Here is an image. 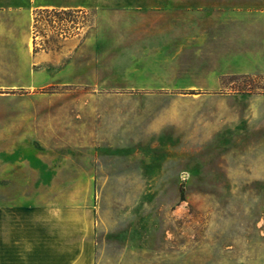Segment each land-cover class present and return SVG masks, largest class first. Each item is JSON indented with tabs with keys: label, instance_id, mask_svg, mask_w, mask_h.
I'll return each mask as SVG.
<instances>
[{
	"label": "crops",
	"instance_id": "obj_1",
	"mask_svg": "<svg viewBox=\"0 0 264 264\" xmlns=\"http://www.w3.org/2000/svg\"><path fill=\"white\" fill-rule=\"evenodd\" d=\"M44 9L87 11L84 34L54 47L34 49V12ZM146 65L153 71L141 74ZM162 66L169 90L218 91L230 76H264V0H0V105L7 106L5 98H12L13 91L30 96L53 86H87L96 91L150 89L146 82L155 81V68ZM93 68L101 71L89 73ZM49 95L37 100L67 106L64 115L76 119L97 117L112 106L123 109L126 103L93 93L71 99L61 96L65 93ZM250 101L259 103L263 119L258 135L263 143L258 153L263 166H250L247 151L240 149L235 156L241 170H263L264 92ZM235 104L238 98H228L230 110ZM122 109L115 114L118 119ZM0 116V264H120L138 259L137 232L100 227L102 217L90 201L94 185L130 186L135 169L124 161L133 163L134 157L122 153L112 158L120 157L121 163L94 155L78 157L98 148L99 142L93 140L110 134L90 127L68 138L72 140L69 148L77 154L73 158L79 162L58 167L49 164L52 158L47 154L37 160L39 165H31L26 157L14 153L11 115L10 122ZM235 116L230 119L234 121ZM250 119L248 115V127ZM239 145L251 147L252 143ZM46 159L48 166H41ZM44 186L69 189L54 199L28 203L23 188Z\"/></svg>",
	"mask_w": 264,
	"mask_h": 264
},
{
	"label": "rangeland",
	"instance_id": "obj_2",
	"mask_svg": "<svg viewBox=\"0 0 264 264\" xmlns=\"http://www.w3.org/2000/svg\"><path fill=\"white\" fill-rule=\"evenodd\" d=\"M34 18L35 29L43 33L44 18ZM59 42L46 39L44 48ZM153 69L146 65L141 74ZM155 70L156 80L146 82L150 89L96 91L87 86H53L30 96L13 91L12 98H5L7 106L0 105V114L7 122L11 115L14 153L26 157L31 165H39L37 160L47 154L52 158L49 164L70 165L80 160L73 158L77 154L69 148L72 140L68 138L92 127L110 134L93 140L101 146L78 157L110 158L109 163H121L120 157L112 158L122 153L134 157L133 163L124 161L135 169L130 186L90 188V201L102 217L100 227L111 232L123 228L137 232L134 239L141 245L138 259L120 264H264V169L241 170L235 156L240 149L247 151L248 162L253 163L250 166H263L258 154L263 147L258 137L263 119L259 103L256 106L250 100L264 92V76H230L223 80L221 90L204 92L169 90L164 67ZM100 71L93 68L88 72ZM51 93H65L61 96L68 99L93 93L126 103L123 109L112 106L97 117L76 119L64 115L67 106L37 100ZM234 97L238 104L230 110L228 98ZM121 109L124 113L118 119L115 114ZM235 114L233 121L230 116ZM248 115L253 117L251 128ZM59 136L65 140L54 138ZM243 142L252 146L239 145ZM46 161L41 166H48ZM23 189L27 202L33 204L54 199L69 188Z\"/></svg>",
	"mask_w": 264,
	"mask_h": 264
},
{
	"label": "built area",
	"instance_id": "obj_3",
	"mask_svg": "<svg viewBox=\"0 0 264 264\" xmlns=\"http://www.w3.org/2000/svg\"><path fill=\"white\" fill-rule=\"evenodd\" d=\"M59 15L60 16L49 14L47 16H41L45 20L43 33H39L35 29V24L33 25L32 40L34 49L44 48L46 39L54 38L62 41L67 38L81 37L84 34L88 23L87 11L66 10L65 13Z\"/></svg>",
	"mask_w": 264,
	"mask_h": 264
},
{
	"label": "trees",
	"instance_id": "obj_4",
	"mask_svg": "<svg viewBox=\"0 0 264 264\" xmlns=\"http://www.w3.org/2000/svg\"><path fill=\"white\" fill-rule=\"evenodd\" d=\"M66 10H56V9H52V10H48V9H44V10H37L34 14L35 15H40V16H47L49 14L51 15H55V16H60L59 14L65 13ZM182 196V194H181Z\"/></svg>",
	"mask_w": 264,
	"mask_h": 264
}]
</instances>
